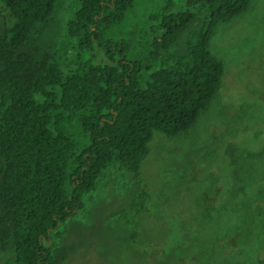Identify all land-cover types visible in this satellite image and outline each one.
Returning <instances> with one entry per match:
<instances>
[{"label":"trees","instance_id":"trees-1","mask_svg":"<svg viewBox=\"0 0 264 264\" xmlns=\"http://www.w3.org/2000/svg\"><path fill=\"white\" fill-rule=\"evenodd\" d=\"M64 1L2 0L14 20L0 33V251L11 264H66L59 226L108 170L133 182L122 208L145 212L154 131L177 138L211 106L224 74L211 41L253 0H163L121 39L135 0H79L55 21ZM186 32L184 52L170 55Z\"/></svg>","mask_w":264,"mask_h":264},{"label":"rangeland","instance_id":"rangeland-1","mask_svg":"<svg viewBox=\"0 0 264 264\" xmlns=\"http://www.w3.org/2000/svg\"><path fill=\"white\" fill-rule=\"evenodd\" d=\"M162 2L135 0L116 39L137 30ZM173 2L185 8V0ZM79 4L64 1L54 20ZM13 22L0 0V33ZM156 23L146 27L150 42ZM186 36L170 55L184 52ZM68 43L66 28L58 48ZM210 51L224 65L221 89L187 132L168 138L154 131L141 164L150 195L145 212L122 208L133 182L108 170L59 226L53 241L66 247V264H264V0L220 24ZM13 259L12 251H0V264Z\"/></svg>","mask_w":264,"mask_h":264}]
</instances>
